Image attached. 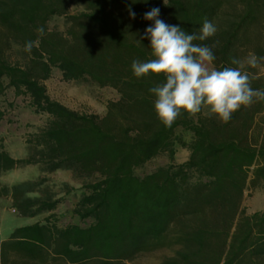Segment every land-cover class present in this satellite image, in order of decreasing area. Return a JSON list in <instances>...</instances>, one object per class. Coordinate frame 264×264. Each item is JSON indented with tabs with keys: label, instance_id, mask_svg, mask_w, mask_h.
<instances>
[{
	"label": "trees",
	"instance_id": "trees-1",
	"mask_svg": "<svg viewBox=\"0 0 264 264\" xmlns=\"http://www.w3.org/2000/svg\"><path fill=\"white\" fill-rule=\"evenodd\" d=\"M73 6L82 10L73 14ZM152 8L190 34L211 21L216 33L194 43L212 48L217 70L238 67L232 58L264 56V0H0L8 37L23 50L34 42L24 65L8 62L0 48V96L13 88L48 116L26 139L25 157H13L0 136V198L11 199L23 218L49 213L0 241V264H127L163 248L172 254L161 264H264V209L249 213L244 205L246 190L264 185V101L241 106L227 123L202 111L166 127L150 92L164 74L137 78L131 68L133 60L154 59L150 40L141 39L154 23L143 18ZM56 16L66 19L65 31L50 28ZM54 69L65 82L113 88L119 99L103 115L74 110L48 93ZM244 70L264 90V61ZM4 118L0 104V127ZM179 131L192 133L191 141ZM178 146L190 153L182 163ZM163 155L167 165L136 173ZM27 166L69 172L80 184L73 214L91 223L58 225L65 198L30 195L43 177L1 184L4 173ZM69 186L66 195L75 190Z\"/></svg>",
	"mask_w": 264,
	"mask_h": 264
},
{
	"label": "rangeland",
	"instance_id": "rangeland-1",
	"mask_svg": "<svg viewBox=\"0 0 264 264\" xmlns=\"http://www.w3.org/2000/svg\"><path fill=\"white\" fill-rule=\"evenodd\" d=\"M82 10L80 6H73L71 13H77ZM49 26L52 29L65 31L67 22L64 17H53ZM1 43L0 48L4 52V58L13 64L24 65L27 57L24 50L15 44L7 32L0 27ZM214 68L213 64L209 65ZM7 82V80H6ZM48 93L53 99H56L68 107L80 112L105 114L107 103L111 100L119 99L118 92L110 87H99L90 82H65L59 70L54 69L52 77L46 82ZM0 104L5 111V118L0 127V136L3 139L5 149L15 158L25 157L27 155L26 139L30 134L37 132L44 127L48 121V116L43 113H36L29 105L28 96H16L14 89L8 87L3 95L0 96ZM204 114L209 115L208 110H203ZM186 142L192 139V133L179 131ZM189 151L178 146L175 160L182 163L189 158ZM169 159L163 155L152 160L144 167L137 169L136 173L140 176L148 174L160 166L167 165ZM45 178L46 182L38 187L31 196L53 194L57 197H64L65 202L58 207L55 214L58 219V225L64 226L75 223L87 226L90 220L81 221L73 214V206L76 198L73 194L79 193V182L72 179L67 171H58L53 174H42L38 166H27L4 173L1 177L2 185H13L22 181H38ZM73 186L72 194L66 195L67 187ZM69 186V187H70ZM244 205L247 206L248 212L264 209V185L261 184L257 188H249L245 192ZM49 213H45L36 218H23L12 207V201L9 198H0V240L8 237L10 232L18 226L27 225L36 221H43ZM172 251L168 248L158 249L153 252L144 253L137 256L127 264H161L162 260L170 256ZM89 264H98L90 262Z\"/></svg>",
	"mask_w": 264,
	"mask_h": 264
},
{
	"label": "clouds",
	"instance_id": "clouds-1",
	"mask_svg": "<svg viewBox=\"0 0 264 264\" xmlns=\"http://www.w3.org/2000/svg\"><path fill=\"white\" fill-rule=\"evenodd\" d=\"M129 11L134 19L135 12ZM159 16L160 9L152 8L143 17L154 22L141 37L150 40L154 59L147 62L133 60L131 68L137 78L150 73L164 74L165 82L152 87L150 92L155 97L156 114L166 127H171L184 113L191 118L204 109L227 123L241 106L264 101V90L254 89L251 81L255 77L244 70L245 64L256 68L264 61V56L250 53L246 61L232 58L231 63L238 67L210 68L215 59L212 48L194 41L212 37L217 31L216 26L206 19L199 34H190L179 25L166 24ZM37 32L41 36L44 34L42 27ZM33 43L26 42L24 51L30 53Z\"/></svg>",
	"mask_w": 264,
	"mask_h": 264
},
{
	"label": "crops",
	"instance_id": "crops-1",
	"mask_svg": "<svg viewBox=\"0 0 264 264\" xmlns=\"http://www.w3.org/2000/svg\"><path fill=\"white\" fill-rule=\"evenodd\" d=\"M27 224H30V223H27ZM11 233V232H10ZM2 240H4V239H1L0 241H2Z\"/></svg>",
	"mask_w": 264,
	"mask_h": 264
}]
</instances>
